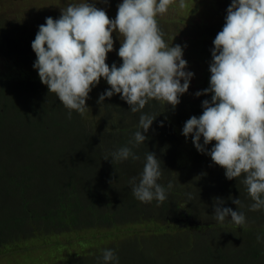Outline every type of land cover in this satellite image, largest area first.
Masks as SVG:
<instances>
[{
  "label": "trees",
  "instance_id": "1",
  "mask_svg": "<svg viewBox=\"0 0 264 264\" xmlns=\"http://www.w3.org/2000/svg\"><path fill=\"white\" fill-rule=\"evenodd\" d=\"M48 1L53 0L35 4L0 0V56L28 75L34 70L31 42L39 26L47 17L58 19L67 3L79 2H65L49 14L44 7ZM217 3L225 6L227 14L231 0ZM210 5L215 1L194 0L183 10L188 14L198 7L197 13L208 14ZM215 12L219 10L210 16L215 17ZM157 21L169 45L181 27L175 20L157 17ZM198 26L203 37L213 35L209 24ZM119 47L120 41L114 40L106 61L110 67L122 63ZM17 76L0 79V255L13 253L9 251L19 248L37 227L54 239L52 244L62 243L52 246L51 261L46 260L49 249L22 248L18 258L8 263L102 264L103 250L112 249L119 264H264V244L256 239L264 232V210L249 211L253 201L239 183L243 177L228 180L223 168L182 135L185 121L202 114V101H210V95L191 100L187 92L175 109L150 102L144 111L157 118L145 133L146 142L132 149L139 159L112 162L104 160L109 152L131 147L139 113H131L119 95L98 104L99 95L109 87H96L86 105L97 111L88 110L83 116L73 111L68 119V109L41 80ZM207 147L210 150L212 145ZM147 152L161 161L159 183L173 184L160 204L141 203L131 192L129 180L142 171ZM186 193L192 194L191 200ZM217 197L234 211L237 207L229 197L241 199L246 225L215 221ZM170 221L187 225L167 227ZM120 227H131L132 232L143 228V233L126 237ZM88 233L92 239L85 237ZM38 240V236L31 239L34 244Z\"/></svg>",
  "mask_w": 264,
  "mask_h": 264
},
{
  "label": "clouds",
  "instance_id": "2",
  "mask_svg": "<svg viewBox=\"0 0 264 264\" xmlns=\"http://www.w3.org/2000/svg\"><path fill=\"white\" fill-rule=\"evenodd\" d=\"M99 2L108 4V0H79L67 3L58 19L47 17L31 42L36 54L33 68L49 93L68 109V119L73 111L83 116L90 110L86 105L89 93L103 78L110 88L99 95L98 104L119 95L131 113H139L137 130L129 141L131 147L111 151L104 160H138L132 149L146 142L145 133L157 118L144 111L146 106L157 101L175 109L194 78L183 58L186 45H168L157 21L170 5L176 3L183 10L187 3L122 0L115 18L110 19L95 6ZM115 32L120 39L117 55L122 63L110 67L106 61L114 50ZM213 45L209 87L195 93L196 97L210 95L211 100L202 101L199 117L185 121L182 135L191 138L199 153L223 168L228 180L243 177L239 183L246 186L253 201L247 206L249 211L264 210V0H231ZM208 145H212L210 150ZM161 177V161L147 152L142 171L129 180L132 195L141 203L164 202L173 184L164 186L159 183ZM186 195L192 199L191 193ZM229 199L237 210L214 198L215 221L245 226L241 199ZM256 239L264 244V232ZM102 264H119L114 250H103Z\"/></svg>",
  "mask_w": 264,
  "mask_h": 264
},
{
  "label": "rangeland",
  "instance_id": "3",
  "mask_svg": "<svg viewBox=\"0 0 264 264\" xmlns=\"http://www.w3.org/2000/svg\"><path fill=\"white\" fill-rule=\"evenodd\" d=\"M36 1L38 0H33V4H35ZM70 1L71 0L48 1V3H44V7H45L46 12L51 14L55 10H58L59 7L62 6L65 2H70ZM193 1L194 0H188L186 1V3L189 4L190 2H193ZM214 1H215V5H213V7L210 5V10L208 14L202 11L200 13H197L198 7L194 8L190 13L188 12V14H185L184 13L185 10L179 9L177 7V4L175 3L173 8L169 7V11L167 13L161 16H158L167 22L175 20L176 24L180 25L181 27L180 30L178 31L177 36L171 37L169 45L171 46L173 44V46H175L176 44H179L182 47L186 45V47H184L183 58L187 61V64H188L187 70H190L194 73V78L191 80L190 87L188 90L191 100L200 99V97L195 96V93L197 91H203L204 89L209 87V80H210V75H211L209 71V64L212 59L211 49L214 48L213 40L215 36L217 35V33L222 30L223 23L225 21V18H224L226 16V14L224 13L225 6L221 3H217L219 0H214ZM119 3H121L120 0H111L108 4L99 2V3H96L95 6L97 8L103 9L110 19H114L117 14V6ZM216 5H217V8H215ZM187 8L188 6H186L185 9ZM216 9L219 10V13L215 12L216 14L215 17L210 16V12L212 13ZM203 22H205V24L210 25V29L213 34L210 38L206 37L207 34H205V37H203L204 31H201L200 29L202 26H198L202 24ZM182 33H186V34L184 35ZM168 37L170 38L169 34H168ZM113 39L115 41H118V40L120 41V39L118 38V32L113 33ZM17 75H20L25 78L29 77L31 79L33 78V79L40 80L38 72L35 69L33 70L31 74L28 75L27 72L24 73L22 70L15 67L10 61H8L7 59H3V57L0 56V79L5 80L8 77H11V78L14 76L19 77ZM96 87L103 89L105 87L110 88V85H108L107 82L103 78H101L100 83L93 88L95 89ZM89 109L93 111H97V108L94 105H92ZM166 224H167V227L186 228L184 225H187V222L186 221H170L169 223H166ZM130 228L131 227H120L121 234L123 236L129 237V236H135L138 233H143L142 232L143 228H139V230H141L139 232H136V231L132 232ZM31 232L32 234H30L29 237L24 238L25 240L21 242L19 248L9 251L13 253H10L7 255H0V264H10L8 263V261L16 260L22 248H37L39 250L49 249L50 252L48 253V256L46 257V260L47 261L52 260V252H51L52 246H55L56 244L60 245L62 242H55L54 244H52L54 242V239L51 237H45L44 233L38 227H37V230L34 229ZM36 236L39 237V240L37 243L34 244L33 241H31V239ZM85 237L87 239L93 238L91 233L85 234ZM43 239H45L47 243H44ZM64 239H67V237H65ZM18 250L19 252H15Z\"/></svg>",
  "mask_w": 264,
  "mask_h": 264
},
{
  "label": "flooded vegetation",
  "instance_id": "4",
  "mask_svg": "<svg viewBox=\"0 0 264 264\" xmlns=\"http://www.w3.org/2000/svg\"><path fill=\"white\" fill-rule=\"evenodd\" d=\"M25 180V179H24Z\"/></svg>",
  "mask_w": 264,
  "mask_h": 264
}]
</instances>
